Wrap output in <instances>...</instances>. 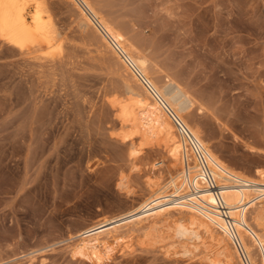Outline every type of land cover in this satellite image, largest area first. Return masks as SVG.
Instances as JSON below:
<instances>
[{
    "label": "rangeland",
    "instance_id": "374dc122",
    "mask_svg": "<svg viewBox=\"0 0 264 264\" xmlns=\"http://www.w3.org/2000/svg\"><path fill=\"white\" fill-rule=\"evenodd\" d=\"M44 1L62 51L31 56L0 42V264H98L94 250L99 264H209L182 254L171 225L132 231L130 250L123 230L80 237L145 201L149 176L167 183L179 169L155 140L130 156L122 138L133 132L118 135L110 101L125 97L124 62L97 27H79L72 1ZM90 1L146 54L219 158L249 177L264 171V0Z\"/></svg>",
    "mask_w": 264,
    "mask_h": 264
},
{
    "label": "bare ground",
    "instance_id": "6f19581e",
    "mask_svg": "<svg viewBox=\"0 0 264 264\" xmlns=\"http://www.w3.org/2000/svg\"><path fill=\"white\" fill-rule=\"evenodd\" d=\"M68 1H72L80 10L79 27L83 30L91 24L97 27V30L101 31L104 46L109 47L111 52L114 51L117 58L124 62L128 75L125 97H114L113 94L111 98H114L110 101L117 111L122 128L118 135L133 132L132 135L125 134L122 138L125 142L130 141V156L137 157L145 144L155 140L158 146L165 150L166 160L169 161L168 170L179 169V173L170 178V181L181 175L182 144L170 115L171 111L188 124L229 177L224 178L226 187L223 198L229 208L226 216H223L222 209L218 208V202L210 190L201 191L199 196L184 201L167 198L169 181L163 183L164 176L159 174L149 176L146 180V189L150 196L137 208L104 219L84 231L80 237L87 241L123 230L121 238L126 240L123 250H130L134 244L132 231L148 234L158 226L171 225V229L175 230V237L183 246L182 254L202 255L209 264H235L238 262V256L231 245L234 241L233 228L253 264H264V171L256 169L253 176L249 177L237 172L219 158L206 144L191 117L192 114L178 106L163 84L153 76L149 58L139 50L136 42L128 37L125 29L104 18L90 0ZM81 1L86 8L82 6ZM64 39L44 0H0V42L10 46L11 50L30 55L52 54L54 51H62ZM137 138L143 141L140 145L136 144ZM120 186L125 187L122 179ZM205 237L216 242L218 254L225 255V259L214 258L212 249H203ZM190 241L191 247H188ZM98 252L94 250L93 256L99 264L102 256ZM239 261L241 263L240 258Z\"/></svg>",
    "mask_w": 264,
    "mask_h": 264
},
{
    "label": "built area",
    "instance_id": "2783aa9c",
    "mask_svg": "<svg viewBox=\"0 0 264 264\" xmlns=\"http://www.w3.org/2000/svg\"><path fill=\"white\" fill-rule=\"evenodd\" d=\"M81 4L86 8L83 1ZM98 24V22L96 21ZM99 25V24H98ZM140 75V74H139ZM142 78V76L140 75ZM176 130L181 138L182 173L168 182L167 198L174 201H184L199 196L201 191L210 190L216 198L217 206L222 209L223 216L229 208L225 205L223 191L226 187L224 178H229L223 167L211 157L209 150L188 124L178 115L169 111ZM243 183V181H238ZM233 246L242 264H253L247 250L237 237L233 228Z\"/></svg>",
    "mask_w": 264,
    "mask_h": 264
}]
</instances>
